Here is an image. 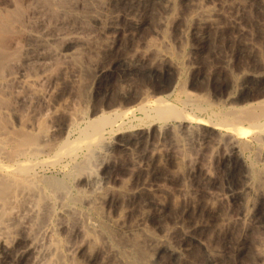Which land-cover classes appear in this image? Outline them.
Returning <instances> with one entry per match:
<instances>
[{
    "label": "bare ground",
    "instance_id": "obj_1",
    "mask_svg": "<svg viewBox=\"0 0 264 264\" xmlns=\"http://www.w3.org/2000/svg\"><path fill=\"white\" fill-rule=\"evenodd\" d=\"M249 9L264 23V0H0V264H145L153 256L169 264L167 255L197 264L202 250L211 264H264L263 225L255 258L246 260L252 210L264 202V60L248 54L256 48L255 31L244 39ZM155 13L156 29L144 36ZM221 20L237 29V40ZM220 29L230 34L218 50L233 77L226 74L218 96L222 71L201 62ZM94 36L101 46L90 43ZM144 71L168 83L141 89L135 76ZM116 74L123 80L114 96ZM86 78L90 101L77 88L73 94ZM225 160L247 170L235 218L215 208L207 222L167 224L163 196L173 175L164 170L187 164L179 196L195 219L206 200L198 196L228 198L216 177ZM220 226L222 237H205Z\"/></svg>",
    "mask_w": 264,
    "mask_h": 264
},
{
    "label": "rangeland",
    "instance_id": "obj_2",
    "mask_svg": "<svg viewBox=\"0 0 264 264\" xmlns=\"http://www.w3.org/2000/svg\"><path fill=\"white\" fill-rule=\"evenodd\" d=\"M178 7V8H177ZM177 9L175 10V11H177V18L178 17H180V15L182 14V9H179V1L177 2ZM181 8V7H180ZM174 11V14L172 13L169 17H168V19H171L172 17H175L176 16V12ZM180 12H181V14H180ZM247 14V16L245 15L244 16V18H243V21L245 20V22H243V23H245L246 25H248V26H246L247 27V29H246V31H247V37H245L244 36V39H249V38H251V35H249L248 34V32L249 31H255L254 32V34H253V36H252V38L251 39H253L254 41H256V48H254V50L256 51V53L254 52V50L253 49H251L250 50V52L248 51V54H250V56H252L253 54L255 55V54H257V55H253L252 56V58L250 57V59L251 60H253L254 61V59L256 60L257 59V57H258V59L256 60V62L258 61V62H263V60H264V47H262V48H260L261 47V45L262 46H264V36H262V35H260V33L259 32H263V34H264V30H263V25H264V23H263V18H262V16H258V14H256V13H254L252 10L250 11V9L249 10H247V12H246ZM252 13H254V14H252ZM158 13H155L154 14V16L152 17V19H151V22H150V25H149V27L145 30V32H144V36H146V35H148V34H150L151 33V31H154L155 29H156V20H157V18H158ZM179 15V16H178ZM250 15V16H249ZM172 16V17H171ZM252 16H253V18H252ZM256 16H257V19H256V21L254 20L255 18H256ZM155 17V18H154ZM260 19H259V18ZM87 18V17H86ZM86 18H83V20L85 21V19ZM246 19H248V21H246ZM261 19H262V21H261ZM82 20V22H84ZM172 20H173V18L171 19V20H168V22H172ZM260 20V21H259ZM88 21V20H87ZM177 21H178V19H177ZM218 21H220V19H218ZM222 22H221V24L224 26V29H223V31H225V29L228 27L229 29H227V31H229V30H231L232 31V33L231 34H233V36L235 37V39L237 40V38L239 37L238 35H239V33L237 32V29H235L234 27H231V26H229L228 25V23L229 22H224V20H221ZM251 21V23H249ZM223 22H224V24H223ZM253 22V23H252ZM257 22H262L261 24H257ZM154 23V24H153ZM170 23H169V28H165L167 31H169V33L171 32L170 31ZM249 23V24H248ZM91 25V27H93V23H91V21H90V23L88 22V25ZM220 24V25H221ZM253 24H254V26H253ZM256 24V25H255ZM252 25V26H251ZM259 25H261V26H259ZM227 26V27H226ZM256 26V27H255ZM259 26V27H258ZM263 26V27H262ZM150 29V30H149ZM252 29V30H251ZM262 29V30H261ZM149 30V31H148ZM259 30V31H258ZM223 31H221V29L220 30H218V31H214V32H216L215 34H213V36H214V38L212 39V37H211V39L208 41L209 43H208V51L206 50V52H205V55L203 56V61L201 62V68L203 67V68H205L206 69V67H207V69H208V71H210L211 72V69H212V71L213 70H215V69H218V70H220L221 69V71H222V73H221V77H224V78H220L221 79V81L219 82V84L216 86V88L214 89V91H215V93L219 96V95H223V94H225V92H226V88H225V84L227 83V80H225V79H227L228 77L229 78H231V77H233V75L231 74V73H225L224 72V70L227 68V70H225L226 72H229V67H225L224 66V64H223V62H222V59H224L223 57H224V53H223V51H221V53H220V49L218 50V46L219 45H222V43L221 42H223V44H224V42L225 41H223V40H226L227 38H228V35H230V34H228L229 32H223ZM258 31V32H257ZM173 33L174 32H172V33H170V35L172 34L173 35ZM237 33V34H236ZM226 34H228V35H226ZM217 35H218V37H217ZM223 35V36H222ZM219 36L221 37V38H219ZM262 36V37H261ZM97 37V36H96ZM95 36L93 37V40H94V38L97 40V42H92V40H91V44L92 43H98L99 44V42H100V40L101 39H99L98 37L96 38ZM216 37V38H215ZM226 37V38H225ZM224 38V39H223ZM215 39V40H214ZM217 39V40H216ZM259 39H260V41H259ZM213 40V41H212ZM219 40V41H218ZM221 40V41H220ZM95 41V40H94ZM102 42V41H101ZM237 41H233V43H236ZM220 43V44H219ZM258 43V44H257ZM263 43V44H262ZM94 44H92L93 46H94ZM95 44V45H96ZM100 44H102V43H100ZM99 44V45H100ZM213 44H214V46H213ZM91 45V46H92ZM99 45H97V46H99ZM217 45V46H216ZM258 45V46H257ZM96 46V47H97ZM101 46V45H100ZM212 46V47H211ZM214 47H215V49H214ZM210 48V49H209ZM260 48V49H259ZM178 49V48H177ZM263 52H262V51ZM214 51V52H213ZM217 51V52H216ZM218 51H219V53H218ZM261 51V52H260ZM24 52V50L23 51H21V53H23ZM181 51H177V59H180V58H182V56H181V54L182 55H184L182 52L180 53ZM209 52V53H208ZM178 53H180V54H178ZM208 54V55H207ZM211 54H213V55H211ZM220 54V55H219ZM215 55V56H214ZM209 56V57H208ZM214 56V57H213ZM245 56H247V55H245ZM261 56V57H260ZM95 58H96V56H94ZM254 57V58H253ZM256 57V58H255ZM262 58V59H261ZM207 61V62H206ZM208 63V64H207ZM221 63H222V65H221ZM211 67V69H210V67ZM212 67H215V69L214 68H212ZM141 72H139V74L137 75V76H135L136 77V81H137V85H138V87H143L144 86V89H147V87H149L148 89L150 90V88H151V86H152V88L153 89H156V88H161V86L162 87H164L166 84H165V82H167L168 83V80L166 81L164 78L161 80V78H159V77H162V75L161 74H157V73H152V71L150 72V71H144V72H142L141 74H140ZM145 75H144V74ZM147 73L149 74V75H147ZM154 74V75H153ZM158 76H157V75ZM226 74H227V78H226ZM89 75H90V73H89ZM119 75V74H118ZM117 74H116V76H114V78L113 77H111V79H112V81L110 80V82H111V84H110V89L111 90H113V88H114V90L113 91H115V92H113L112 91V93H113V95L115 96V94H117L118 95V90L121 88V84H122V81H121V79L123 80V76H122V74H121V76L119 75L118 76ZM139 75H141V76H139ZM142 75H144V76H142ZM153 75V76H152ZM148 76H150V77H148ZM117 79H116V78ZM121 78V79H119V78ZM154 77V78H153ZM89 78V77H88ZM88 78H86V79H83L82 80V83H80V85L79 86H77L76 87V85L73 87V89H74V91H73V94L74 93H76L77 92V90L79 91L78 92V94H80V93H83V94H80L81 96H82V99H83V97L85 98L86 97V99H85V101H87V99H88V101H90L89 99H90V97H91V94L93 93V91L91 90L92 89V83H91V80L90 79H88ZM153 78V80H151ZM228 78V79H229ZM117 81H116V80ZM118 79H119V82H118ZM222 79H224V80H222ZM85 80V81H84ZM89 80H90V83H89ZM144 82H143V81ZM115 81V82H114ZM148 83H147V82ZM159 81H161V83L163 82L164 84H161ZM153 82H154V84H153ZM84 83H85V86H84ZM119 83H121L120 85H119ZM145 83V84H144ZM160 83V84H159ZM223 83V84H222ZM90 84V85H89ZM144 84V85H143ZM156 84V86H154ZM160 85V86H159ZM115 86V87H114ZM79 87V88H78ZM81 87H83V89H81ZM86 87V88H85ZM142 87H141V89H142ZM219 87V88H218ZM76 88H77V90H76ZM88 88V89H87ZM151 88V89H152ZM118 89V90H117ZM75 90H76V92H75ZM83 92H82V91ZM117 90V91H116ZM85 91V92H84ZM220 91V92H219ZM91 92V93H90ZM115 93V94H114ZM79 95V96H80ZM87 95V96H86ZM11 98V97H10ZM10 98H8V100H7V102L9 101V104H11V101H12V103H13V100L12 99H10ZM10 99V100H9ZM212 99H213V97H212ZM81 100V99H80ZM115 100H117V99H115ZM83 101V100H82ZM84 102V101H83ZM85 105V104H84ZM10 106V105H9ZM12 106H14V103L11 105V107ZM13 108V107H12ZM20 110V109H19ZM21 112V111H20ZM19 113V112H18ZM17 115H19V114H17ZM20 115H22V116H19V118L20 117H22V119L23 118H25L24 117V115L21 113ZM43 127V128H42ZM42 128V130H43V132H45L47 129H48V124H46V123H41V127H40V129ZM193 155V154H192ZM192 155H190L191 157H192ZM195 156V155H194ZM193 156V157H194ZM192 157V158H193ZM233 160H225V161H223V163H222V166L220 167V168H222V170L220 169V174L218 173V176L216 175V174H214V173H216V171L213 169V167L211 166V162H210V164H209V162H207L206 163V165H207V167H209L208 168V170H210L209 171V173H211V172H213V173H211V174H213L214 176L216 175V177L217 178H219L218 180H217V182H218V184H219V192H222L221 194H224V196H228V198H226L225 199V201H223V203L221 202V201H219L218 200V202L216 203L215 201H217V200H214L213 201V199H215V198H211L210 196H209V194L206 192V191H209V190H207V188L205 189L206 191H202L203 193L204 192H206V194L204 193V195H202V197H199V199H197L196 198V200H204V199H206V200H204V201H200L199 202V204L201 205V208H202V214L200 215V216H198L197 218H195L194 219V217L195 216H191V215H188V214H186V213H184L183 211H184V207H185V205L187 204V202L185 201V198H183V197H181V196H179V191L181 190V189H183L182 187H184L185 185H187L188 183H189V181L188 180H186V167H187V164H188V160H186V162L185 163H187V164H185L184 162H181V163H183V164H179V166L181 167V165H182V167L184 168L185 167V171H184V169L181 167V168H179V167H177V169H168V167L166 168L167 170H164V171H168L167 173H169V171H170V176H172V183H170V185L168 184L167 186H166V188L168 187L169 188V190L167 191L168 193L166 194L167 196H163L164 197V201L165 202H167L168 204L167 205H169V207L167 206V209H169L170 210V213H169V215L170 216H168L167 218V224H169L170 226H172V225H174V223H179L180 225H182L181 223H183L184 224V226L186 225L187 226V224L189 225V222L190 221H195V220H197V221H199V222H201L202 221V223L203 222H207L208 220H210V218H209V216L207 215V211L208 210H210V209H215L216 208V210H218L219 211V213H220V215H222V216H224L222 219H225V218H228V216L229 217H231L232 216V218H235V216L237 215V213H239L242 209H243V207H244V197L242 196V194H240V188L238 187L239 186V183L241 182V181H243L244 179H245V175H246V165H244V163H240V164H243L242 166L239 164V163H234V161L232 162ZM231 162V163H230ZM239 164V165H238ZM209 165V166H208ZM221 165V164H220ZM235 165V166H234ZM211 166V167H210ZM239 167V168H238ZM181 171H180V170ZM242 169V170H241ZM224 171V172H223ZM243 171V172H242ZM49 173V174H48ZM166 173V172H165ZM172 173V174H171ZM176 173V174H175ZM178 173H180L179 175H178ZM226 173V174H225ZM233 173V174H232ZM242 173V174H241ZM53 173H52V171L50 170V171H46V175H52ZM239 174V175H238ZM241 174V175H240ZM245 174V175H244ZM174 177V178H173ZM177 177V178H176ZM181 177H183V178H181ZM220 177H221V179H222V181L220 180ZM244 177V178H243ZM188 181V182H186V181ZM237 182V183H236ZM174 183H176V184H174ZM177 185V190H176V188L174 187V186H176ZM171 186V187H170ZM222 187H223V189H222ZM173 188V190H171V192H173V193H170L169 191H170V189H172ZM175 188V189H174ZM223 190H224V192H226V193H224L223 192ZM232 191V192H231ZM201 192V193H202ZM176 193V195H174ZM202 193V194H203ZM233 193V194H232ZM197 195H199V194H197ZM232 195V196H231ZM170 197V198H167V197ZM173 196V197H172ZM200 196H201V194H200ZM207 196H208V198H207ZM230 196V197H229ZM175 197V198H174ZM171 198H173V199H175V200H173V199H171ZM201 198V199H200ZM230 198V199H229ZM143 199V200H142ZM141 200H142V202L143 203H145V201H147V199H146V197H144L143 196V198H142ZM146 199V200H145ZM171 200V201H170ZM211 200V201H210ZM228 200V201H227ZM233 200V201H232ZM207 201H209V202H207ZM238 201V202H237ZM171 202H173V203H171ZM214 202V203H213ZM229 202V203H228ZM258 203H256V204H258V205H255V208H254V210H252V221H251V224H250V227L249 228H251L250 229V231H249V229H248V233L250 232V237L248 236V238H247V241L249 242V246L251 247V250H250V252L251 253H249V256L247 257V261H249L250 259L249 258H251V259H254L255 257H254V254H255V249H254V247L256 246V241L258 240L257 238H258V234L260 233V231H261V229H262V225H263V227H264V202L262 203H260L259 201H257ZM211 205H210V204ZM216 203V204H215ZM225 203H227V204H225ZM173 206H172V205ZM219 204V205H218ZM224 204V205H223ZM230 204V205H229ZM263 204V205H262ZM204 205H206V207L204 206ZM215 205V206H214ZM234 205V206H233ZM239 206V207H238ZM9 207V206H8ZM8 207H5L4 208V213H3V215H4V217H6L7 216V214L9 215V211H8ZM209 209H208V208ZM211 207V208H210ZM262 207V208H261ZM175 210H174V209ZM221 208V209H220ZM240 209V210H239ZM172 210V211H171ZM223 210V211H222ZM174 211H176V212H174ZM8 212V213H7ZM174 212V213H173ZM233 212V213H232ZM254 212V213H253ZM7 213V214H6ZM172 213V214H171ZM203 213H204V215H203ZM229 213V214H228ZM230 213H232V214H230ZM179 214V215H178ZM206 214V215H205ZM173 215V216H172ZM176 215V216H175ZM263 215V216H262ZM178 216V217H177ZM206 216V217H205ZM227 216V217H226ZM180 218V219H179ZM193 218V219H192ZM177 219H179V220H177ZM183 219V220H182ZM203 219V220H202ZM257 219V220H256ZM261 219V220H260ZM174 222V223H171V222ZM176 221H178V222H176ZM181 223H180V222ZM261 222V223H260ZM260 223V224H259ZM263 223V224H262ZM255 224V225H254ZM258 225V226H257ZM261 225V226H260ZM222 227H224V226H222ZM221 226H220V228H217L218 229V231H217V229H216V233L214 234V235H216L217 234V236H213V233L212 234H210L209 236H208V234L206 235L205 234V237L207 236L208 238L209 237H212V238H209V240L211 241V242H213V240L215 241L216 239L215 238H217V237H219V236H223V231H225L226 230V232H224L225 234L227 233V229H225V227L224 228H222ZM256 227V228H255ZM258 227V228H257ZM222 229V230H221ZM223 229H225V230H223ZM237 229H239V227L238 226H236V228H233V232H234V234L232 233V237H236L237 235H238V233L240 232V230H237ZM254 229H255V232H254ZM259 230V231H258ZM239 231V232H238ZM237 232V233H236ZM252 232V233H251ZM222 233V234H221ZM221 234V235H220ZM256 234V235H255ZM257 238H256V237ZM220 237V238H221ZM253 238H255V239H253ZM249 239V240H248ZM234 240V239H233ZM251 240H253V242L251 241ZM234 243V242H233ZM232 243V244H233ZM255 244V245H254ZM200 250V249H199ZM202 250V249H201ZM197 252V254H198V256L197 255H195V258H194V260L196 261V263L197 264H206V262H207V264H211V262H212V258L210 257L209 258V256H208V254L204 251V250H202V251H196ZM203 252V253H202ZM149 256H151V255H149ZM148 256V259L147 260H149V257ZM153 256V255H152ZM196 256L198 257V258H196ZM251 256V257H250ZM154 257V256H153ZM153 257H151L150 258V260L149 261H146V263L145 264H151L153 261V263L152 264H156V258H153ZM171 257V258H170ZM208 257V258H207ZM153 258V259H152ZM177 258V256L175 257L174 255L172 256V255H167V259H168V263L169 264H178L177 262H179V260H178V258ZM197 259H198V261H199V263H198V261H197ZM203 259H204V261H203ZM211 260V261H210ZM246 260H245V262H246ZM213 264V263H212Z\"/></svg>",
    "mask_w": 264,
    "mask_h": 264
}]
</instances>
